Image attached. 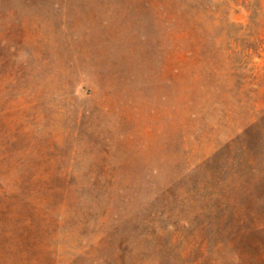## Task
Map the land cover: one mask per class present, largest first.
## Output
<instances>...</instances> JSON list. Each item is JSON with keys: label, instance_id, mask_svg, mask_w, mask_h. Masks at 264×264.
<instances>
[{"label": "rangeland", "instance_id": "374dc122", "mask_svg": "<svg viewBox=\"0 0 264 264\" xmlns=\"http://www.w3.org/2000/svg\"><path fill=\"white\" fill-rule=\"evenodd\" d=\"M0 264H264V0H0Z\"/></svg>", "mask_w": 264, "mask_h": 264}, {"label": "trees", "instance_id": "16d2710c", "mask_svg": "<svg viewBox=\"0 0 264 264\" xmlns=\"http://www.w3.org/2000/svg\"><path fill=\"white\" fill-rule=\"evenodd\" d=\"M240 149H241L240 153H242V148H240ZM238 167H240V165H238ZM241 178H242V174L240 171H238V180H241Z\"/></svg>", "mask_w": 264, "mask_h": 264}]
</instances>
